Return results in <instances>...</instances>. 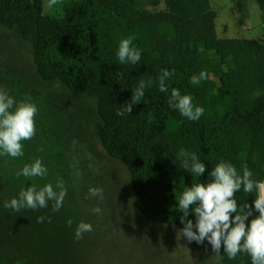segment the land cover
Wrapping results in <instances>:
<instances>
[{
    "label": "trees",
    "instance_id": "obj_1",
    "mask_svg": "<svg viewBox=\"0 0 264 264\" xmlns=\"http://www.w3.org/2000/svg\"><path fill=\"white\" fill-rule=\"evenodd\" d=\"M257 4L264 12V0ZM59 6L63 15L56 19L43 13L42 0H0V26L16 29L31 44L44 81L96 97L100 142L126 166L136 212L183 227L176 199L186 187L207 183L220 161L241 175L246 165L253 180L264 182V40L219 38L210 0H167L164 12L139 9L137 0H68ZM129 36L141 51L137 65L122 64L116 55ZM164 69L175 71L166 80L168 91L160 92ZM201 72L206 79L191 84ZM149 78L153 84L143 100L117 115ZM172 88L203 107L198 120L169 105ZM181 147L206 165L200 177L181 166ZM254 195L241 188L234 198L240 207L252 204ZM188 219L195 223V213ZM218 256L225 264H251L243 252L229 259L223 246Z\"/></svg>",
    "mask_w": 264,
    "mask_h": 264
},
{
    "label": "rangeland",
    "instance_id": "obj_2",
    "mask_svg": "<svg viewBox=\"0 0 264 264\" xmlns=\"http://www.w3.org/2000/svg\"><path fill=\"white\" fill-rule=\"evenodd\" d=\"M166 1L137 0V5L164 12ZM42 2L45 15L62 17L60 6L50 8L49 0ZM210 5L217 13L219 38L264 40V12L257 0H210ZM0 88L17 103L28 100L39 109L34 138L22 141L23 155H0V264H225L207 240L197 244L177 239L176 231L183 227L150 221L134 210L130 174L100 142L96 97L44 81L31 44L16 29L3 26ZM36 159L48 168L43 179L16 175ZM57 180L67 190L58 211L52 210V201L37 210L4 207L22 188L33 183L55 187ZM90 187L102 188L103 199L90 197ZM97 206L100 214L92 211ZM41 215L45 220L37 223ZM81 221L90 222L93 230L76 240L74 231Z\"/></svg>",
    "mask_w": 264,
    "mask_h": 264
},
{
    "label": "clouds",
    "instance_id": "obj_3",
    "mask_svg": "<svg viewBox=\"0 0 264 264\" xmlns=\"http://www.w3.org/2000/svg\"><path fill=\"white\" fill-rule=\"evenodd\" d=\"M58 0H49L48 7L57 5ZM133 36L120 41L116 53L120 63L137 65L141 59V51L132 46ZM174 69H164L159 76V91L167 92L166 80L174 74ZM206 79V73L193 76L190 83L197 85ZM153 84L151 78L141 80L139 85L132 91L131 102L117 110V115L131 113L132 107L143 100L145 89ZM168 103L177 109L180 114L189 120L196 121L204 113L201 106L194 105L193 97L189 94L182 95L180 90L172 88ZM14 109V110H12ZM39 109L31 101L25 100L17 103L7 90L0 88V155L16 158L23 155L22 141L31 140L36 134L35 117ZM153 121L151 113L148 122ZM183 169L200 177L206 170V165L200 161L195 152L181 147L177 153ZM48 173V168L40 159L31 164H25L17 173L32 179H43ZM211 179L207 183H194L186 187L177 200V209L182 212L181 223L184 225L176 231V238H186L189 242L195 241L203 244L207 240L214 251L223 252L229 259H235L238 254L246 253L251 258V264H264V182L252 179L253 173L243 166L242 175L231 162L220 161L209 173ZM243 189L244 193L254 195L252 204L238 207L234 198L235 193ZM67 190L61 181L57 180L55 187L46 183L37 187L35 183L27 188H22L18 197H13L4 203V207L15 212L23 209L37 210L47 208L52 201V210L58 211L63 207ZM89 196L103 199V189L90 187ZM254 205V207H253ZM95 214H100L101 209L97 206L92 209ZM189 213H195V223L188 219ZM254 213H258L255 215ZM234 214V215H233ZM249 217H252L249 220ZM37 223H43L44 216H38ZM50 220V217L48 218ZM67 224L71 226L72 220ZM93 225L90 222L81 221L75 231L74 238L80 240L85 233H90Z\"/></svg>",
    "mask_w": 264,
    "mask_h": 264
}]
</instances>
